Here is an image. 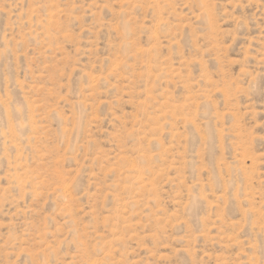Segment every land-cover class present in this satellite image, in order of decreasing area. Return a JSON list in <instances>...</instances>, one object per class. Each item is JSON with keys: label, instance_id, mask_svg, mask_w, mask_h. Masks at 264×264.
Listing matches in <instances>:
<instances>
[{"label": "rangeland", "instance_id": "374dc122", "mask_svg": "<svg viewBox=\"0 0 264 264\" xmlns=\"http://www.w3.org/2000/svg\"><path fill=\"white\" fill-rule=\"evenodd\" d=\"M0 264H264V0H0Z\"/></svg>", "mask_w": 264, "mask_h": 264}]
</instances>
